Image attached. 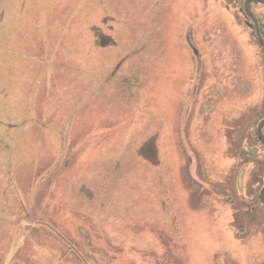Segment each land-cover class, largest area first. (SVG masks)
Masks as SVG:
<instances>
[{"label":"rangeland","instance_id":"rangeland-1","mask_svg":"<svg viewBox=\"0 0 264 264\" xmlns=\"http://www.w3.org/2000/svg\"><path fill=\"white\" fill-rule=\"evenodd\" d=\"M244 2L0 0V264H264Z\"/></svg>","mask_w":264,"mask_h":264},{"label":"water","instance_id":"water-1","mask_svg":"<svg viewBox=\"0 0 264 264\" xmlns=\"http://www.w3.org/2000/svg\"><path fill=\"white\" fill-rule=\"evenodd\" d=\"M253 1H257V2H260V3L264 4V0H245V5H244L245 6V11L248 13V15L252 19L253 26L255 28V32H256L257 38H258L259 42L261 43V45L264 47V37H263V34H262L261 23L259 21V18L257 17V15L255 14V12L253 11V9L251 7V3ZM187 38H188V43H189L190 47L193 49L194 54L197 56V59H198V76H199V74H200V50L198 49V47L192 41L190 34L188 35ZM198 76H197V81H196L195 85H197V83H198V79H199ZM257 133H258L259 139L264 143V119H262L258 123ZM260 198L264 202V185L262 186V188L260 190Z\"/></svg>","mask_w":264,"mask_h":264},{"label":"flooded vegetation","instance_id":"flooded-vegetation-1","mask_svg":"<svg viewBox=\"0 0 264 264\" xmlns=\"http://www.w3.org/2000/svg\"><path fill=\"white\" fill-rule=\"evenodd\" d=\"M245 2L243 3V4H241V6H240V10H241V12H242V14H246V16L247 17H249V19H250V21H252L251 20V18H250V16L247 14V12L245 11ZM251 5H252V3H251ZM252 7V6H251ZM251 22H249L248 23V25L250 24ZM261 23V27H262V34H263V37H264V24L262 23V22H260ZM253 26V25H252ZM253 28V29H252ZM250 30H251V32L253 33V35H254V37H255V39L257 40V42L259 43V45H260V49L262 50V52L264 53V47L261 45V43L259 42V40H258V38H257V35H256V32H255V28L254 27H252ZM102 33V38L104 39V42L105 43H109L110 41L112 42L113 41V39H112V36L111 35H108L107 33H105L104 34V32H101ZM239 53H241V52H239ZM241 59V58H240ZM236 63V62H235ZM236 65H237V68H238V70L236 71V74H238V76H240V77H242L243 75H244V73H245V71H248V69H245V65H243V63H242V60H241V62L239 63V64H237L236 63ZM227 76V75H226ZM228 76H230V75H228ZM229 79V78H228ZM223 96H225L224 94H223ZM21 124H17V123H7L6 124V129H7V131H9V130H11V129H13V128H16V127H18V126H20ZM8 126V127H7ZM257 126H258V122L256 123V125H255V127H254V129H253V131H254V136H255V138L253 139L254 141H255V143H257V144H264L260 139H259V137H258V133H257ZM254 149H256V147H254ZM258 198H259V200L264 204V202L261 200V198H260V193L258 194Z\"/></svg>","mask_w":264,"mask_h":264},{"label":"trees","instance_id":"trees-1","mask_svg":"<svg viewBox=\"0 0 264 264\" xmlns=\"http://www.w3.org/2000/svg\"><path fill=\"white\" fill-rule=\"evenodd\" d=\"M251 24H252V23H251ZM251 24L248 25V29H251V28L253 27ZM252 29H253V28H252Z\"/></svg>","mask_w":264,"mask_h":264}]
</instances>
